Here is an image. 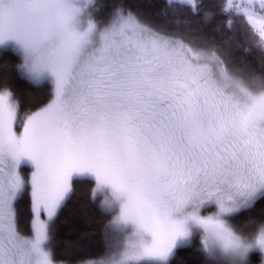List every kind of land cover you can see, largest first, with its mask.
Returning a JSON list of instances; mask_svg holds the SVG:
<instances>
[{"label": "snow or ice", "instance_id": "snow-or-ice-1", "mask_svg": "<svg viewBox=\"0 0 264 264\" xmlns=\"http://www.w3.org/2000/svg\"><path fill=\"white\" fill-rule=\"evenodd\" d=\"M217 13L258 69L203 34ZM160 15L199 18L200 35L120 0H0V49L19 60L0 64V264H172L197 237L202 264H264V211L238 222L264 204V0ZM84 182L109 219L103 252L73 262L55 225Z\"/></svg>", "mask_w": 264, "mask_h": 264}, {"label": "trees", "instance_id": "trees-1", "mask_svg": "<svg viewBox=\"0 0 264 264\" xmlns=\"http://www.w3.org/2000/svg\"><path fill=\"white\" fill-rule=\"evenodd\" d=\"M99 5H110L113 0H96ZM127 8L140 13L146 20L156 26L163 27L168 31H175L189 36H199L196 31L200 27L197 17H164L160 15V7L163 0H120ZM207 4L214 9L219 0H206ZM104 8H101L99 15H103ZM225 17L217 15L203 26V34L210 37L215 44L232 58L236 65L250 63L259 68L260 54L255 48L245 51L248 47L244 37H236L235 28L229 31L225 27ZM179 20V22H177ZM243 45V46H241ZM7 59L11 64L19 60L13 52L3 49L0 51V64ZM2 71V70H0ZM13 89L19 95L22 105H26L29 97L34 93V87L24 79L16 76L14 69ZM91 182L82 183L76 194L67 202L56 221L54 242L60 258H67L75 262L80 256L94 257L104 250V224L107 217L100 209L98 201L92 202L90 196ZM264 211V204L257 203L255 209L249 213L245 212L238 217V222L243 224L249 215L259 216ZM25 232L30 233V221L25 224ZM199 241H195L192 247L180 248L172 258V264H202L203 256L196 249ZM66 250L75 251L78 255L65 256ZM258 264V258L253 260Z\"/></svg>", "mask_w": 264, "mask_h": 264}, {"label": "rangeland", "instance_id": "rangeland-1", "mask_svg": "<svg viewBox=\"0 0 264 264\" xmlns=\"http://www.w3.org/2000/svg\"><path fill=\"white\" fill-rule=\"evenodd\" d=\"M1 50H2V49H0V51H1ZM97 201H98V200H97ZM98 203H99V201H98ZM196 241H199V238H198V237L196 238Z\"/></svg>", "mask_w": 264, "mask_h": 264}]
</instances>
